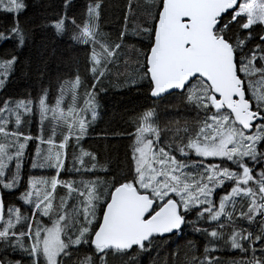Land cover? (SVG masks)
I'll return each instance as SVG.
<instances>
[{
    "label": "snow or ice",
    "instance_id": "6c2138e0",
    "mask_svg": "<svg viewBox=\"0 0 264 264\" xmlns=\"http://www.w3.org/2000/svg\"><path fill=\"white\" fill-rule=\"evenodd\" d=\"M71 6L63 0L62 14L30 28L22 22L28 0H0V41L21 48L35 27L50 28L89 48L91 73L88 83L79 73L61 83L52 102L47 89L36 100L0 98V264H139L186 229L204 247L188 241L180 264H221L210 255L221 247L242 253L232 264H264V0H150L140 24L129 23V3L114 41L100 32L101 0H90L79 22ZM129 38L140 45L131 47L134 63L123 51ZM6 55L0 90L19 59ZM114 75L152 101L172 97L174 110L195 114L183 128L167 129L173 138L164 142L156 107L145 106L123 134L126 170L108 145L103 154L83 145ZM30 142V167L56 174L27 177L22 206H6L3 195L24 181ZM81 249L86 255L73 261Z\"/></svg>",
    "mask_w": 264,
    "mask_h": 264
},
{
    "label": "trees",
    "instance_id": "16d2710c",
    "mask_svg": "<svg viewBox=\"0 0 264 264\" xmlns=\"http://www.w3.org/2000/svg\"><path fill=\"white\" fill-rule=\"evenodd\" d=\"M28 2L30 9L22 18L25 27L31 28L33 24L47 23L46 17H54L57 13H63V0H28ZM89 2L90 0H71L72 6L68 14L75 16L79 22L81 15L86 12ZM101 2L103 7L100 10V32L110 38V41H114L117 39L119 31L124 28V15L128 13L129 3L134 6L131 13H128L129 23L140 24L146 13L145 5L150 0H101ZM5 22L4 14L0 13V27ZM123 42L125 44L123 51L127 54L125 58L134 63L136 54L131 50V47L135 45L139 48L140 45L131 38ZM88 51L89 48L70 40L68 35L57 37L54 35V30L40 26L34 28L31 38L21 48H16L10 40L0 41V59L7 58L6 54H15L19 58L14 71L10 74L7 87L0 90V98L25 99L30 94L31 98L36 100L43 94L42 89H47L48 97L53 101L60 84L74 79L77 73L80 74L83 83H88L91 78V73L88 71L90 65L86 62ZM115 71L113 69L114 73ZM119 71L124 73L131 69L121 67ZM122 84V80H119L115 75L112 79L105 81L106 91L99 94L98 100L99 118L96 123L92 124L83 145L89 150H98L102 154L104 146L108 145V156H119L121 163L124 164V170H126L125 153L130 141L123 134L134 130L132 120L138 113L144 111L145 106L154 105L156 107V123L162 130L164 142H171L173 138V131L167 129L174 130L177 126L183 128L185 121L191 122L195 114L182 107L179 110H174L176 101L172 97L152 101L148 99L143 88H128ZM79 91L83 95L84 89L81 88ZM78 103L83 105L84 101L79 100ZM115 133H119L121 136L114 138ZM105 136L108 139L101 138ZM212 162H218V160L214 159ZM28 167L29 161L26 158L25 166L22 168L23 176L25 175L24 169L27 171L24 177L25 182L29 173ZM21 192L24 191L20 189L19 191L15 190L13 194L5 193L3 195L5 205L21 207V203L18 202ZM244 226L248 227L246 223ZM188 241H194L200 252L203 251L204 238L186 229L185 234L180 237L172 236L170 239L158 242L157 250L153 251L150 256H141L139 264H151L153 260L158 264H173L171 256L173 251L178 252L175 260L176 264H180ZM84 255L86 253L81 249L78 255L73 256V261H77L78 256L83 257ZM210 255L217 257L221 264H232L233 261H239L242 257L239 250L230 247H221ZM14 258L18 259L19 255Z\"/></svg>",
    "mask_w": 264,
    "mask_h": 264
},
{
    "label": "rangeland",
    "instance_id": "374dc122",
    "mask_svg": "<svg viewBox=\"0 0 264 264\" xmlns=\"http://www.w3.org/2000/svg\"><path fill=\"white\" fill-rule=\"evenodd\" d=\"M47 98H48V101L49 102H52L49 99V97H47ZM68 99L70 101V97ZM98 118H99V110H98V117H97V119L95 120L94 123H96V121L98 120ZM38 127H39V125H38L36 119H34L33 120V123L31 124L32 135H37L38 134ZM91 127H92V125H91ZM91 127L89 128L88 133L91 130ZM34 151H35V145L30 142L29 143V147H28V149L26 150V153H25L26 158L28 156H30L31 154H33ZM68 151L70 152L72 150L71 149H68ZM215 160H218V158L215 159ZM28 161H29V167H28L29 173H28V177L29 176H32V177H36V178H50L52 175H55L56 174L54 172V170L49 169V168H45V169H40V168L32 169L30 167L31 161L29 159H28ZM25 162H26V159L24 161L23 166H25ZM61 178H65V177H61ZM63 194H64L63 190L58 189L57 190V199L59 198L60 195H63ZM25 210H27V206H25Z\"/></svg>",
    "mask_w": 264,
    "mask_h": 264
},
{
    "label": "flooded vegetation",
    "instance_id": "af4514ba",
    "mask_svg": "<svg viewBox=\"0 0 264 264\" xmlns=\"http://www.w3.org/2000/svg\"><path fill=\"white\" fill-rule=\"evenodd\" d=\"M24 173H25V175H26V173H27L26 169H24ZM25 175L23 176V178L25 177ZM24 182H25V179H24V181L21 183V185L18 186V187H19V190H20V189L23 190V191L25 190ZM14 191H15V190H12V191H10V192H6V193L13 194ZM3 197H4V196H3Z\"/></svg>",
    "mask_w": 264,
    "mask_h": 264
},
{
    "label": "water",
    "instance_id": "95a60500",
    "mask_svg": "<svg viewBox=\"0 0 264 264\" xmlns=\"http://www.w3.org/2000/svg\"><path fill=\"white\" fill-rule=\"evenodd\" d=\"M3 201H4V197H3ZM4 204H5V202H4ZM5 211H6V209H5Z\"/></svg>",
    "mask_w": 264,
    "mask_h": 264
}]
</instances>
